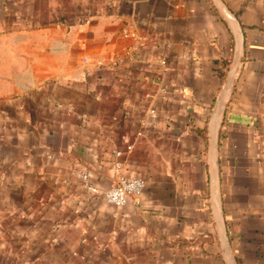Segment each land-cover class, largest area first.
Listing matches in <instances>:
<instances>
[{"label": "crops", "instance_id": "0c3cea01", "mask_svg": "<svg viewBox=\"0 0 264 264\" xmlns=\"http://www.w3.org/2000/svg\"><path fill=\"white\" fill-rule=\"evenodd\" d=\"M0 264H264V0H0Z\"/></svg>", "mask_w": 264, "mask_h": 264}, {"label": "built area", "instance_id": "2783aa9c", "mask_svg": "<svg viewBox=\"0 0 264 264\" xmlns=\"http://www.w3.org/2000/svg\"><path fill=\"white\" fill-rule=\"evenodd\" d=\"M87 176V174L82 175L84 179H86ZM85 184L88 189L97 192L94 185L87 181H85ZM143 186V181L137 177H124L121 178L118 183L103 191L102 196L110 204L122 205L125 203L127 197L140 194Z\"/></svg>", "mask_w": 264, "mask_h": 264}]
</instances>
